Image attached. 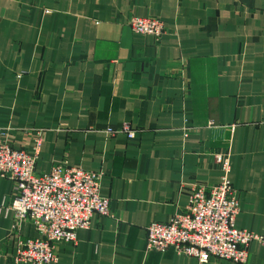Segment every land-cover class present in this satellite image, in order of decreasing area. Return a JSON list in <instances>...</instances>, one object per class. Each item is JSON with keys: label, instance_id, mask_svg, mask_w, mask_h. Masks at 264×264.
<instances>
[{"label": "crops", "instance_id": "1", "mask_svg": "<svg viewBox=\"0 0 264 264\" xmlns=\"http://www.w3.org/2000/svg\"><path fill=\"white\" fill-rule=\"evenodd\" d=\"M135 16L165 34L133 32ZM126 124L134 140L107 132ZM30 129L44 131L38 173L102 171L111 202L53 264H200L147 251L146 229L220 182L216 152L231 157L236 227L264 237V0H0V133L30 149ZM15 193L0 178V264L37 236L7 210ZM247 264H264L263 243Z\"/></svg>", "mask_w": 264, "mask_h": 264}, {"label": "built area", "instance_id": "2", "mask_svg": "<svg viewBox=\"0 0 264 264\" xmlns=\"http://www.w3.org/2000/svg\"><path fill=\"white\" fill-rule=\"evenodd\" d=\"M133 32L154 36L165 34L164 23L157 18L132 17ZM33 145L16 148L9 134L0 133V178L15 184V196L7 207L14 213L16 227L28 221L37 236L21 240L9 264H53L58 260L56 247L60 243L75 244L78 231L89 229L93 217H113L109 198L101 195L104 173L59 163L48 173L37 172L44 131L30 129ZM109 135L125 134L136 138V131L126 124L119 130L109 128ZM184 136H188V129ZM214 161L221 170L220 182L208 187H192L185 213L169 221L153 222L147 231V251L193 257L200 264L211 258L247 264L249 245L264 244V237L236 227L241 211L239 192L230 180L229 153L216 152Z\"/></svg>", "mask_w": 264, "mask_h": 264}]
</instances>
